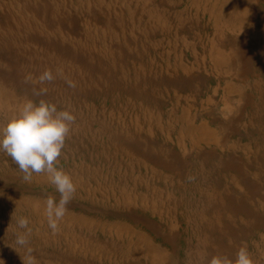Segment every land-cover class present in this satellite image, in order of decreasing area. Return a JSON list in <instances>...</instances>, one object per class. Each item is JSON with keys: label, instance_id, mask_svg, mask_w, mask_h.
I'll return each instance as SVG.
<instances>
[{"label": "rangeland", "instance_id": "obj_1", "mask_svg": "<svg viewBox=\"0 0 264 264\" xmlns=\"http://www.w3.org/2000/svg\"><path fill=\"white\" fill-rule=\"evenodd\" d=\"M214 33L187 0H0V126L25 99L76 116L57 161L75 192L56 230L49 176L25 180L0 152V264H125L126 249L151 264L141 234L180 252L175 264H236L242 249L264 264V38ZM212 39L228 65L214 66Z\"/></svg>", "mask_w": 264, "mask_h": 264}, {"label": "clouds", "instance_id": "obj_2", "mask_svg": "<svg viewBox=\"0 0 264 264\" xmlns=\"http://www.w3.org/2000/svg\"><path fill=\"white\" fill-rule=\"evenodd\" d=\"M53 79L52 72L45 70L38 77V83L43 85ZM46 92V88H41L38 94ZM75 119V114L68 108H58L43 99H25L0 126V152L15 162L25 174V180H31L33 173H46L61 194L59 202L52 199L47 202L49 227L53 230L57 229L75 192L72 177L57 166ZM18 223L21 228H27L28 220L22 218ZM236 264H253L246 249L237 253Z\"/></svg>", "mask_w": 264, "mask_h": 264}, {"label": "bare ground", "instance_id": "obj_3", "mask_svg": "<svg viewBox=\"0 0 264 264\" xmlns=\"http://www.w3.org/2000/svg\"><path fill=\"white\" fill-rule=\"evenodd\" d=\"M125 1V0H124ZM132 1V0H131ZM139 2V1H138ZM188 4L195 7V9L197 11H201L202 14L206 17H208V20L211 22L213 30H214V35H218L219 38L220 37H225L227 31L232 32V33H248L253 37H263L264 38V0H187ZM130 3V1H129ZM128 3V4H129ZM150 5V4H149ZM138 6V5H137ZM154 7V6H153ZM152 7V8H153ZM129 9V8H126ZM155 10V9H154ZM128 12V11H127ZM136 13V12H135ZM133 14V13H132ZM146 17V16H145ZM142 18V16H141ZM147 18V17H146ZM158 18V16H157ZM134 19V18H133ZM142 21V20H141ZM143 24V23H142ZM135 26V25H133ZM227 29V30H225ZM183 41V40H182ZM202 43V42H201ZM207 44V43H206ZM224 47V49L222 48ZM226 46H223V42L219 41V44L214 41V39L211 40L210 45H209V54L213 60V64L215 67H218L220 65H228L227 62L229 63L231 61V57L228 56V54H226L225 49ZM229 49V48H228ZM231 50V54H232V58L233 56H235V51L232 49ZM231 54L229 53V55L231 56ZM210 58V59H211ZM1 85V84H0ZM227 89H229L230 91H232L233 89H235V87L232 84H227ZM2 92V97L4 99V102L6 103L5 106H8L10 101H13L14 103L17 104V102H19L15 96L12 93H9L7 91H5L4 89H1ZM224 96V95H223ZM1 98V97H0ZM226 98V97H225ZM12 102V103H13ZM10 105V104H9ZM16 107V106H14ZM8 108V107H7ZM6 108V109H7ZM184 109V108H183ZM185 111V110H184ZM7 112V111H6ZM191 126V125H189ZM205 126V124H204ZM192 127V126H191ZM203 127V126H202ZM189 129V128H188ZM187 129V130H188ZM194 128L192 127V130ZM186 130V131H187ZM191 130V128H190ZM183 131V130H182ZM206 131L209 132V129H207ZM185 132V131H184ZM194 132V131H193ZM205 132V131H204ZM203 132V133H204ZM186 133V132H185ZM202 133V132H201ZM186 135V134H185ZM194 135V134H193ZM181 137V136H180ZM194 138V136H193ZM197 139V138H196ZM191 141V140H190ZM196 141V140H195ZM195 145V144H194ZM197 145V144H196ZM195 145V146H196ZM102 173V172H101ZM96 175V174H95ZM97 177V176H96ZM76 178V177H75ZM79 179V178H77ZM80 180V179H79ZM78 180V181H79ZM125 188V186H124ZM129 188V187H128ZM142 190V189H141ZM134 191V190H133ZM130 192V191H129ZM143 192V191H142ZM121 193V192H120ZM136 193V192H135ZM122 194V193H121ZM155 195V194H154ZM51 196V195H50ZM125 196V195H124ZM141 197V196H140ZM161 198V197H160ZM21 199V198H19ZM23 199V198H22ZM126 200V199H124ZM143 200V199H142ZM17 201V199H16ZM31 201V200H30ZM39 201V200H38ZM127 202V201H126ZM145 202V201H144ZM22 203V202H21ZM20 203V204H21ZM25 203V201H24ZM23 203V204H24ZM33 203V202H32ZM165 203V202H164ZM171 203V202H170ZM29 204V202H28ZM38 204V203H37ZM36 204V205H37ZM169 204V202H168ZM26 205V203H25ZM154 205V204H153ZM24 206V205H23ZM19 207V206H18ZM45 207V206H44ZM176 207V206H175ZM16 208V207H15ZM25 208V207H24ZM35 208V207H34ZM46 208V207H45ZM44 208V209H45ZM154 208V207H153ZM152 208V209H153ZM17 209V208H16ZM169 209V208H168ZM18 210V209H17ZM104 210V209H103ZM35 211V210H34ZM38 211V210H37ZM41 211V210H40ZM39 211V212H40ZM154 211V210H153ZM43 212V211H42ZM41 212V213H42ZM102 212V211H101ZM104 212V211H103ZM173 212V210H172ZM168 213V212H167ZM32 214V213H31ZM36 214V213H34ZM100 214V213H99ZM107 214V213H106ZM108 215V214H107ZM106 215V216H107ZM112 215V214H111ZM69 216V215H68ZM144 218H140L139 214H135V215H129L127 214V218L132 217L134 220L137 219V217H139L140 219H143V226L145 227H149L154 235L156 236V238H159V240H161L163 243L168 244V242H170V240L172 238L166 237V236H161L160 237V233L159 228L157 229V227H154V223L150 222L148 220V218H146L144 215H142ZM112 217V216H111ZM178 217V216H177ZM41 218V217H40ZM67 218V217H65ZM81 219V217H79ZM110 218V217H109ZM36 219V218H35ZM64 219V218H63ZM72 219V218H71ZM79 219V220H80ZM113 219V218H112ZM121 219V218H120ZM126 219V218H125ZM139 219V220H140ZM46 220V219H45ZM75 220V219H74ZM96 220V219H95ZM68 221V220H67ZM86 221V219H85ZM88 221V220H87ZM121 221V220H120ZM141 221V220H140ZM71 222V221H70ZM82 222V220H81ZM79 221V223H81ZM30 223V222H29ZM38 223V222H37ZM84 223V221L82 222ZM120 223V222H119ZM40 224V223H39ZM60 224V223H59ZM75 224V223H74ZM99 224V223H98ZM109 224V223H108ZM32 225V223H31ZM34 225V224H33ZM88 225V224H87ZM105 225V224H103ZM103 225L100 226L103 228ZM120 225V224H119ZM59 226V225H58ZM69 226V225H68ZM71 226V225H70ZM78 226V225H77ZM84 226V224H83ZM111 226V224H110ZM175 226V224L173 225ZM73 227V226H72ZM76 227V226H75ZM96 227V226H95ZM94 227V228H95ZM121 227V225L119 226ZM58 228V227H57ZM78 228V227H76ZM82 228V227H81ZM109 229V227H106ZM111 229V228H110ZM125 229V228H124ZM72 230V229H71ZM101 230V229H100ZM105 230V229H104ZM117 230V229H116ZM119 230V229H118ZM131 230V229H130ZM86 231V230H85ZM91 231V230H90ZM89 231V232H90ZM125 231V230H124ZM150 232V231H149ZM36 233V232H35ZM40 233V232H39ZM43 233V232H42ZM88 233V232H87ZM103 233V232H102ZM70 234V233H69ZM72 234V233H71ZM97 234V233H96ZM121 234V233H120ZM123 234V233H122ZM127 234V232H126ZM133 234V233H132ZM109 235V234H108ZM73 236H76L75 233ZM89 236V235H88ZM87 236V237H88ZM102 236V235H101ZM175 236V235H174ZM37 237V236H35ZM39 237V236H38ZM72 237V236H71ZM70 237V238H71ZM77 237V236H76ZM85 237V236H84ZM40 238V237H39ZM93 238V236H92ZM97 238V237H96ZM127 238V237H126ZM134 238V237H133ZM139 238V237H137ZM152 238V237H151ZM78 239V238H77ZM81 239V238H80ZM90 239V237H89ZM132 239V238H131ZM140 239L143 242H146L147 245V251L145 253H143L145 256L146 255H150V263L151 264H159L160 261H166V262H172L170 264H175L176 258L180 257V252H177V257L173 256V254H171V250L169 248V250L163 251L161 248H159L156 245H153V243L149 240L146 239V236L144 235H140ZM75 240V239H74ZM73 240V242H74ZM124 240V239H123ZM158 240V239H157ZM175 240V239H174ZM81 240H79L80 242ZM87 241V240H86ZM101 241V240H100ZM138 241V240H137ZM43 242V240H42ZM69 242V241H68ZM78 242V241H77ZM83 242V241H82ZM92 242V241H91ZM106 242V241H105ZM46 243V242H45ZM55 243V242H54ZM53 243V244H54ZM87 243V242H86ZM107 243V242H106ZM72 244V243H71ZM90 244V243H89ZM127 244V243H126ZM130 243H128L126 246H129ZM164 244V245H165ZM109 245V244H108ZM145 245V246H146ZM50 247V246H49ZM168 247V246H167ZM70 248V247H69ZM76 248V247H75ZM90 248V247H89ZM93 248V247H92ZM106 248V247H105ZM130 248V247H129ZM87 249V248H86ZM94 249V248H93ZM125 249V248H124ZM97 250H99L97 248ZM111 250V248H110ZM140 250V249H139ZM144 250V249H143ZM74 251V250H73ZM100 251V250H99ZM104 251V250H103ZM178 251V250H177ZM106 252V251H105ZM108 252V251H107ZM135 252V251H132ZM122 253L124 254L125 257V264H139V263H132L129 262L128 260V250L126 249L125 251H122ZM105 254V253H104ZM119 254V253H118ZM111 255V254H110ZM122 255V254H121ZM141 255V254H140ZM142 257V255L140 256ZM109 258V257H108ZM139 258V257H138ZM117 259V258H116ZM149 259V258H148ZM114 260V259H112ZM110 260V261H112ZM145 260V259H144ZM118 261V260H117ZM120 261V260H119ZM118 261V262H119ZM137 262V261H136ZM99 263V262H98ZM105 263V262H104ZM111 263V262H110ZM146 263V262H145ZM148 263V262H147ZM165 263V262H164ZM120 264V263H119Z\"/></svg>", "mask_w": 264, "mask_h": 264}]
</instances>
